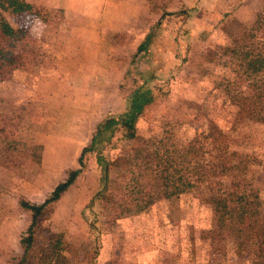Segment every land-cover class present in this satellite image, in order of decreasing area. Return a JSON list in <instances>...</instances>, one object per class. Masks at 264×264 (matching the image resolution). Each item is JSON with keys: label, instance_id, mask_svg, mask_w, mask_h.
<instances>
[{"label": "rangeland", "instance_id": "rangeland-1", "mask_svg": "<svg viewBox=\"0 0 264 264\" xmlns=\"http://www.w3.org/2000/svg\"><path fill=\"white\" fill-rule=\"evenodd\" d=\"M24 1L40 15L16 16L0 10L13 27L28 34L21 43L27 45L26 60L0 83V97L13 98L11 106L2 103V107L23 116L13 118L18 138L43 149L40 164L12 171L0 167V264H13L22 254L19 239L30 224V214L20 208L19 200L42 202L68 171L78 168L81 148L90 144L96 126L108 116L122 114L136 88L143 86L155 95L137 123L146 136L158 135L164 125L173 124L176 140L183 143L206 130L209 118L230 130L237 108L209 91L221 77L232 80L231 64L222 56L208 63L207 57L228 43L227 30L234 21L250 28L264 11V0H143V6L135 1L132 15L145 9L147 16L143 35H134L139 27L142 30L138 23L130 33L102 34L99 47L93 49L98 69L78 72L79 67L89 68L87 59L58 47L63 41L69 53L79 49L80 39L77 43L69 34L75 24L67 23V12L44 7L42 0ZM92 9L87 7V12L101 13L100 8ZM150 32L149 45L138 52ZM79 34L76 29L75 36ZM83 78L88 81L81 89ZM241 90L247 92V86L241 85ZM194 115L199 121H193ZM237 131L242 148L253 146L264 154V127L241 123ZM120 135L116 132L112 144L103 137L96 152L86 156L87 169L43 222L63 235L66 251L56 264H207L204 243L192 242L195 231L209 229L217 220V208L203 194L189 192L178 201L163 200L135 216H124L121 203L113 199L96 206V196L106 189L104 161L115 154ZM97 152L105 159L103 166ZM128 178L109 168L108 180L125 184ZM255 185L264 198V177ZM222 264L253 263L240 259L229 243Z\"/></svg>", "mask_w": 264, "mask_h": 264}, {"label": "trees", "instance_id": "trees-1", "mask_svg": "<svg viewBox=\"0 0 264 264\" xmlns=\"http://www.w3.org/2000/svg\"><path fill=\"white\" fill-rule=\"evenodd\" d=\"M0 10L16 16L40 15L24 0H0ZM263 22L264 11L257 14L250 28L234 21L227 30L228 43L207 57L208 63L213 57L222 56L231 64L232 80L221 77L209 91L214 98L221 95L237 108L230 130L209 118L205 121L206 130L183 143L176 140L173 124L168 128L164 125L158 135L146 136L139 131L137 123L155 101V95L143 86L136 88L128 96L122 114L108 116L96 126L90 144L80 152L78 168L68 171L42 202L19 200L20 208L30 214V224L19 239L22 254L13 264H56L62 260L66 251L63 235L51 231L43 222L51 217L62 195L87 169L86 156L96 152L103 137L107 144H112L111 139L118 131L121 135L114 144L115 154L104 161L106 189L96 196V206L113 199L121 203L124 216H135L160 201L174 202L183 194L199 192L217 208L216 224L195 231L192 238V242L200 240L207 248V264H222L229 243L240 259L264 264V198L255 185L259 177H264V154L253 146L242 148L237 131L241 123L264 127ZM259 31H262L260 35ZM151 36V32L145 36L138 52L146 50ZM27 38L24 28L13 27L0 13V83L8 81L11 73L26 60L27 45L21 43ZM243 84L247 92L241 90ZM12 100L0 97V167L9 171L40 164L43 149L18 138V123L14 124L13 118L23 120L22 114H10L7 105L2 107V103L11 106ZM193 121H199L198 115H194ZM20 145L23 151L18 148ZM98 156L99 166H103L105 159L99 153ZM109 168L127 174V182L108 180Z\"/></svg>", "mask_w": 264, "mask_h": 264}, {"label": "crops", "instance_id": "crops-1", "mask_svg": "<svg viewBox=\"0 0 264 264\" xmlns=\"http://www.w3.org/2000/svg\"><path fill=\"white\" fill-rule=\"evenodd\" d=\"M135 1L140 3V5L142 4V6L143 3H145L143 0H42V3L44 7L63 9L68 14L67 23L75 24L69 34L71 33L72 39L74 41L76 40L77 43V40L80 39V44L78 43L79 49L69 53L62 45L63 41L58 43V47L60 48L61 46L63 49H60L65 51L66 54L81 55L83 59H87L85 63L89 68L79 67L77 71L81 72L83 68L86 71L89 69H98L97 65H94L96 64L98 54H96V51H93V49L99 47L97 39L100 38L102 34L130 33L133 23L143 25L142 30L139 27V31L134 33L135 36L140 37L143 31L146 30L147 16L145 9L138 15H132V11H134L133 9L136 7ZM126 6L129 8H126ZM87 7H92L93 9L95 7L98 10L100 8L101 13L98 16L95 14L93 15V12H87ZM135 20L137 21L135 22ZM77 24L80 25L77 26ZM76 29L80 30L78 37L75 36ZM132 31H135V29H132ZM91 53L95 54V58L91 56ZM83 81L87 83L88 79H82L80 83L81 89L87 86ZM63 85L64 87L68 86V84ZM89 139L91 140V138ZM83 147H85V144ZM82 149L83 148H81V151ZM43 157H45V153Z\"/></svg>", "mask_w": 264, "mask_h": 264}]
</instances>
